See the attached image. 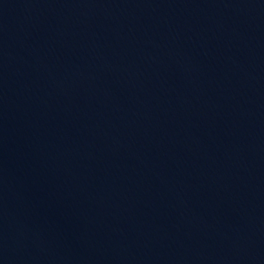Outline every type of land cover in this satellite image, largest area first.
<instances>
[{
  "label": "water",
  "instance_id": "obj_1",
  "mask_svg": "<svg viewBox=\"0 0 264 264\" xmlns=\"http://www.w3.org/2000/svg\"><path fill=\"white\" fill-rule=\"evenodd\" d=\"M0 264H264V0H0Z\"/></svg>",
  "mask_w": 264,
  "mask_h": 264
}]
</instances>
